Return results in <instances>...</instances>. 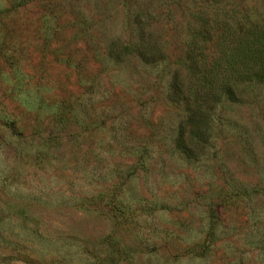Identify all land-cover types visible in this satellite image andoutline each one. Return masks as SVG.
Returning a JSON list of instances; mask_svg holds the SVG:
<instances>
[{"label":"rangeland","instance_id":"374dc122","mask_svg":"<svg viewBox=\"0 0 264 264\" xmlns=\"http://www.w3.org/2000/svg\"><path fill=\"white\" fill-rule=\"evenodd\" d=\"M225 6L264 13V0ZM213 7L0 0V264L264 263V86L221 109L206 151L190 162L172 147L183 112L164 99V82L134 58L106 57L114 40L132 38L138 11L179 67L187 25ZM133 145H149L146 165H128ZM115 184L142 213L115 216L98 194ZM73 196L85 204H68ZM209 208L217 240L189 260Z\"/></svg>","mask_w":264,"mask_h":264},{"label":"trees","instance_id":"16d2710c","mask_svg":"<svg viewBox=\"0 0 264 264\" xmlns=\"http://www.w3.org/2000/svg\"><path fill=\"white\" fill-rule=\"evenodd\" d=\"M206 1L214 7L197 13L196 22L187 25L179 67L168 60L166 40L156 34L151 21L147 22L138 11L130 22L132 38L114 40L107 47L106 56L114 62L134 58L141 69H149L164 82V99L183 112L172 147L190 162L198 161L206 151L214 126L218 128L222 120L221 109L240 104L256 86H264V13H240L226 8L227 0ZM104 63L106 68L107 59ZM102 123L105 126L106 122ZM126 148L137 154L128 165H146L144 154L149 152V145ZM119 188L120 184H115L98 191V194L107 193L115 216L125 221L142 213L143 205L131 207L117 197ZM83 199L73 196L67 202L80 206L85 204ZM215 222L209 208L203 216L202 238L186 249L187 259H204L209 254L217 240ZM261 255L264 259V250ZM95 257L103 260L98 255Z\"/></svg>","mask_w":264,"mask_h":264}]
</instances>
